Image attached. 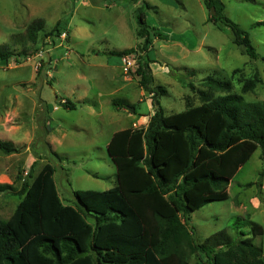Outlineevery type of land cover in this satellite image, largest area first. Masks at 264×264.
Here are the masks:
<instances>
[{"label": "rangeland", "instance_id": "obj_1", "mask_svg": "<svg viewBox=\"0 0 264 264\" xmlns=\"http://www.w3.org/2000/svg\"><path fill=\"white\" fill-rule=\"evenodd\" d=\"M223 2L224 14L248 32L258 58L251 59L232 42L227 26L211 20L204 0H0V44L29 53L0 60V139L20 148L10 154L0 151V183L12 187L0 191V219L9 218L19 201L17 192L47 162L55 168L53 179L65 204L77 205L73 190H105L116 184L106 144L114 131L134 127L150 95L139 86L135 72L140 52L134 53L136 65L129 73L122 71L119 60L117 78L128 92L115 91L112 82L102 80L99 64L107 57L118 58L111 50L142 43L136 36L138 13L167 35L161 40L150 32L148 47L152 84L166 89L160 96L166 114L201 104L195 89H206L200 79L208 75L231 76V92L239 93L243 82L257 72L255 87L242 95L248 102L263 100L264 24L256 23L264 20V0ZM37 18L44 28L35 43L26 39L24 44L26 28ZM55 25L57 35H48ZM188 83L195 89L183 86ZM121 94L139 106L140 113L132 117L127 106L112 110L110 98ZM68 101L74 108L63 106ZM263 168L257 148L230 180L227 198L190 213L196 241L223 229L233 239L236 228L251 235L253 221L263 228L253 242L264 254ZM87 220L93 218L87 215ZM204 260L199 254L188 258L189 264H207Z\"/></svg>", "mask_w": 264, "mask_h": 264}, {"label": "trees", "instance_id": "obj_2", "mask_svg": "<svg viewBox=\"0 0 264 264\" xmlns=\"http://www.w3.org/2000/svg\"><path fill=\"white\" fill-rule=\"evenodd\" d=\"M204 2L214 8L211 20L230 29L232 42L251 59L258 58L248 32L224 14L223 0ZM137 24L142 43L110 53L140 52L135 72L150 95L153 113L145 127L117 130L106 144L116 184L105 190H73L77 205L65 204L53 179L54 166L44 164L17 192L19 201L9 218L0 219V264H189L191 254L202 255L207 264H264L262 248L253 242L263 233L256 222L250 221L251 235L236 228L233 239L223 229L200 242L188 223L192 211L228 197L230 180L255 149L260 148L264 159V99L248 102L242 95L255 87L258 73L243 82L239 93L231 92V76L201 78L206 89L184 84L195 89L201 104L166 114L160 103L166 89L152 84L148 47L150 32L161 40L167 35L150 26L142 12ZM43 28L44 21L34 19L21 42L35 43ZM57 29L55 25L48 35H57ZM20 54L29 53L0 44V60ZM112 105L133 106L118 98ZM63 106L74 108L71 101ZM19 150L0 139L1 152ZM11 188L0 183V191Z\"/></svg>", "mask_w": 264, "mask_h": 264}, {"label": "crops", "instance_id": "obj_3", "mask_svg": "<svg viewBox=\"0 0 264 264\" xmlns=\"http://www.w3.org/2000/svg\"><path fill=\"white\" fill-rule=\"evenodd\" d=\"M158 39V38H157ZM112 51V50H111ZM118 59V62L116 61ZM116 60H113V58L111 57H107L106 60L103 63H100L99 66L103 67L104 69V75L102 80L104 81H109L112 82V84L115 87V91H124V92H128L123 90V85H124V81H120L117 77L120 74L118 71L120 70V58L118 56ZM153 64L150 63V68ZM118 69V71H117ZM191 71L195 70L194 68H189ZM152 70V69H151ZM153 74V72H152ZM154 77V75H153ZM155 78V77H154ZM143 94V93H142ZM112 97V94H111ZM118 99H124L128 102L129 97L126 96V94H121L120 96L116 97ZM116 98H110L109 100V104L112 107V110L114 107H116L117 109L120 108L119 106H114L112 105V100L116 99ZM146 99L143 101L145 102V106H146V111L145 112H141L140 113V107L134 104H130L133 106H128L126 107L128 109V111L131 112L132 117L136 116L138 113H140V116L138 117V120L136 122L133 123L134 127H145L148 123L149 117L150 115L153 113V107L151 105V101L148 97H145ZM130 107L133 108V110H130ZM115 109V108H114ZM117 131V130H116ZM115 132V131H114ZM110 139V138H109ZM108 143V142H107ZM109 157V156H108ZM116 177V175H115Z\"/></svg>", "mask_w": 264, "mask_h": 264}, {"label": "built area", "instance_id": "obj_4", "mask_svg": "<svg viewBox=\"0 0 264 264\" xmlns=\"http://www.w3.org/2000/svg\"><path fill=\"white\" fill-rule=\"evenodd\" d=\"M65 33L61 34V37H64ZM121 60V68L124 73H129L131 70V66H135V55L133 53L123 54L120 57Z\"/></svg>", "mask_w": 264, "mask_h": 264}, {"label": "water", "instance_id": "obj_5", "mask_svg": "<svg viewBox=\"0 0 264 264\" xmlns=\"http://www.w3.org/2000/svg\"><path fill=\"white\" fill-rule=\"evenodd\" d=\"M211 13L214 14V8L213 7L211 8ZM130 110H133V108L130 107Z\"/></svg>", "mask_w": 264, "mask_h": 264}]
</instances>
